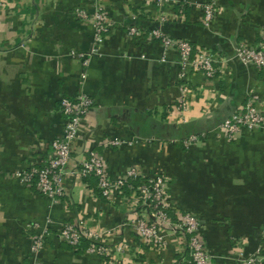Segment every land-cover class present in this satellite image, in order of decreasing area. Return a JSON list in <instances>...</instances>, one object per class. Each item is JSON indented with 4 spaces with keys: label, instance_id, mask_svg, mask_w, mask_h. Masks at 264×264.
I'll use <instances>...</instances> for the list:
<instances>
[{
    "label": "crops",
    "instance_id": "obj_1",
    "mask_svg": "<svg viewBox=\"0 0 264 264\" xmlns=\"http://www.w3.org/2000/svg\"><path fill=\"white\" fill-rule=\"evenodd\" d=\"M203 1L102 0L110 27L96 40L91 19L76 15L78 7L91 11L86 0H0V264H172L189 257L176 228L161 249L138 242L131 221L140 209L131 192L105 197L94 176L77 173L89 150L112 177L134 168L133 185L164 175L169 217L197 215L208 264H242L253 254L264 264V126L232 139L220 128L248 97L264 103V70L232 59L239 43L264 38V0H215L209 26L202 24ZM155 27L190 42L192 56L210 50L218 60L213 77L189 74L182 112L174 109L179 54L150 37ZM80 92L93 103L63 193L42 196L15 172L50 156L49 141L62 131L60 98ZM191 133L198 139L186 146ZM72 221L110 230L113 242L134 241L132 249L106 262L73 249L57 235ZM35 230L46 237L33 253Z\"/></svg>",
    "mask_w": 264,
    "mask_h": 264
},
{
    "label": "built area",
    "instance_id": "obj_2",
    "mask_svg": "<svg viewBox=\"0 0 264 264\" xmlns=\"http://www.w3.org/2000/svg\"><path fill=\"white\" fill-rule=\"evenodd\" d=\"M163 3L165 0H154ZM91 8H76V15L82 19H91L94 25L95 39L99 40L102 32L110 27L108 13L102 0H86ZM202 24L209 26L216 14V1L205 0L202 3ZM130 34H139L135 26L129 28ZM150 37L158 39L166 48H175L179 54L180 71L178 73L179 94L174 109L182 112L188 106V76L194 70L201 71L206 77H213L218 69V60L210 50H200L192 56L193 46L184 39H174L164 34L158 27L151 28ZM232 59L242 65H252L264 70V38L258 44L241 42L235 46ZM163 60V58H162ZM222 64V62L220 63ZM92 99L83 92L74 97H61L59 107L64 116L62 131L58 136L49 141L50 156L39 164L31 165L26 170L16 171L15 176L33 187L38 194L49 198L59 197L63 193L62 177L71 152L75 150L80 128L92 106ZM264 126V103H254V97H248L246 104L230 116L222 120L220 128L229 139L238 138L246 132L256 131ZM198 139L194 133L184 136V143L190 146ZM82 177L94 176L97 179L99 192L108 197L116 191L126 187L136 200L140 209L137 216L132 219L131 226L134 236L139 243L146 247L161 249L167 243V233H173L175 228L179 235L186 237L189 259L175 258L172 264H208L209 255L200 235V223L196 214L185 211L177 216L173 222L169 217V203L166 188L167 179L164 175L156 173L145 180H140L136 185L129 182L130 178H138L139 174L130 168L124 175L110 176L105 168L102 156L89 150L87 156L80 160L76 170ZM34 228L37 223L32 224ZM46 232L34 231L30 250L39 251L44 243ZM58 237L71 248H80L83 240L88 242L84 251L100 256L104 262L114 258L116 254L124 255L132 249L134 241L121 239L113 242L110 238L111 231L98 232L88 228L79 221L66 222L59 228ZM181 236L179 238H181ZM242 264H261L256 255L242 259Z\"/></svg>",
    "mask_w": 264,
    "mask_h": 264
},
{
    "label": "trees",
    "instance_id": "obj_3",
    "mask_svg": "<svg viewBox=\"0 0 264 264\" xmlns=\"http://www.w3.org/2000/svg\"><path fill=\"white\" fill-rule=\"evenodd\" d=\"M129 182L133 185V183H134V178H130L129 179ZM135 185V184H134ZM127 188L126 187H124L121 191H120V193H126L125 192V190H126ZM87 244H88V242L86 241V240H83L82 241V243L80 244V248H82V249H84L86 246H87ZM77 250H79V248H77Z\"/></svg>",
    "mask_w": 264,
    "mask_h": 264
},
{
    "label": "rangeland",
    "instance_id": "obj_4",
    "mask_svg": "<svg viewBox=\"0 0 264 264\" xmlns=\"http://www.w3.org/2000/svg\"><path fill=\"white\" fill-rule=\"evenodd\" d=\"M141 244V243H140ZM143 245V244H142ZM143 246H145V245H143ZM146 247V246H145ZM189 259V257L187 258V259H185V261H187Z\"/></svg>",
    "mask_w": 264,
    "mask_h": 264
}]
</instances>
